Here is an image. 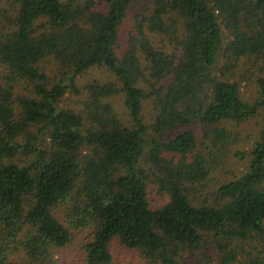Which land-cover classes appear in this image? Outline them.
I'll return each mask as SVG.
<instances>
[{
    "label": "trees",
    "instance_id": "trees-1",
    "mask_svg": "<svg viewBox=\"0 0 264 264\" xmlns=\"http://www.w3.org/2000/svg\"><path fill=\"white\" fill-rule=\"evenodd\" d=\"M116 239L264 264V0H0V264H112Z\"/></svg>",
    "mask_w": 264,
    "mask_h": 264
},
{
    "label": "rangeland",
    "instance_id": "rangeland-1",
    "mask_svg": "<svg viewBox=\"0 0 264 264\" xmlns=\"http://www.w3.org/2000/svg\"><path fill=\"white\" fill-rule=\"evenodd\" d=\"M106 71L101 68H92L88 72H85V74L81 78V84L84 85L88 81L93 80L94 77H101L106 75ZM241 92L244 97V99L247 101H254L258 97V87L256 84L248 81H244L242 83ZM111 101L115 104L116 108L119 110L120 113L124 111V103L123 99L121 97H113L111 98ZM69 102V101H68ZM71 103V102H70ZM145 118L147 123H151L154 118V112L152 109V104L150 102H147L144 109ZM260 117L252 118L250 121H247L243 124L241 127L243 131V136H247V138L250 136V134H253L258 130L259 128V122L258 120ZM251 145V142H249L246 145L239 144L237 145L236 149H247ZM220 172L216 173L214 175L215 179L218 178ZM214 179V180H215ZM153 194L155 198L160 199L161 197L158 193V190L153 188ZM114 260L112 264H128L130 259L135 258L136 252L130 249H127L120 240L116 239L113 242L112 245ZM63 252V251H62ZM67 254H62L63 260L61 261V264H78L79 256L77 255L76 251H74V248H68L66 250ZM141 264H146L144 261Z\"/></svg>",
    "mask_w": 264,
    "mask_h": 264
}]
</instances>
